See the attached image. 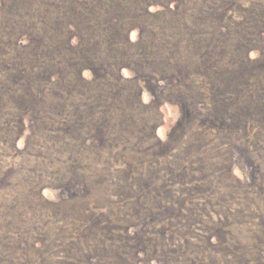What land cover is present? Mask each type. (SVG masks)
<instances>
[{
	"label": "rangeland",
	"instance_id": "1",
	"mask_svg": "<svg viewBox=\"0 0 264 264\" xmlns=\"http://www.w3.org/2000/svg\"><path fill=\"white\" fill-rule=\"evenodd\" d=\"M0 264H264V0H0Z\"/></svg>",
	"mask_w": 264,
	"mask_h": 264
},
{
	"label": "trees",
	"instance_id": "2",
	"mask_svg": "<svg viewBox=\"0 0 264 264\" xmlns=\"http://www.w3.org/2000/svg\"><path fill=\"white\" fill-rule=\"evenodd\" d=\"M128 7H125L124 9H125V11H126V9H127Z\"/></svg>",
	"mask_w": 264,
	"mask_h": 264
}]
</instances>
